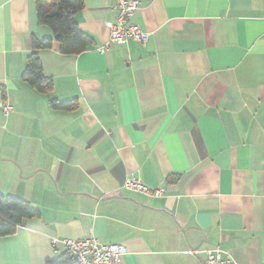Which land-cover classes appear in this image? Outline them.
<instances>
[{
  "label": "crops",
  "instance_id": "0c3cea01",
  "mask_svg": "<svg viewBox=\"0 0 264 264\" xmlns=\"http://www.w3.org/2000/svg\"><path fill=\"white\" fill-rule=\"evenodd\" d=\"M136 1L146 44L103 49L116 0H84L93 44L37 51L53 86L40 93L23 74L53 31L34 0H0V194L39 211L0 238V264H49L65 252L53 239L91 234L126 247L116 264L215 250L264 264V0ZM129 177L165 196L127 191Z\"/></svg>",
  "mask_w": 264,
  "mask_h": 264
},
{
  "label": "trees",
  "instance_id": "16d2710c",
  "mask_svg": "<svg viewBox=\"0 0 264 264\" xmlns=\"http://www.w3.org/2000/svg\"><path fill=\"white\" fill-rule=\"evenodd\" d=\"M39 25H45L53 31V38L32 39L33 53L28 57L23 79L40 93L53 90L51 80L43 73V66L37 51L53 48L58 43L60 53L79 55L86 52L93 40L78 27L75 16L84 7V0H34ZM58 110H67L69 102L55 103ZM39 211L29 202L0 194V238L15 234L17 228L27 220L37 218ZM49 264H78L72 255L64 252Z\"/></svg>",
  "mask_w": 264,
  "mask_h": 264
},
{
  "label": "built area",
  "instance_id": "2783aa9c",
  "mask_svg": "<svg viewBox=\"0 0 264 264\" xmlns=\"http://www.w3.org/2000/svg\"><path fill=\"white\" fill-rule=\"evenodd\" d=\"M117 19L115 22L108 23L110 32L109 44L103 49L108 48L110 44L124 45L131 41L146 44L151 33L145 32L139 25L132 21V17L138 10L139 3L136 0H116ZM3 114L8 116L13 107L3 102L1 103ZM124 189L129 192L150 196L153 198H162L165 196L163 188L150 189L140 179L129 177L125 180ZM54 246L58 244L65 248L74 256V262L78 264H116L122 261L127 249L123 244H103L95 236L88 235L81 240H58L53 239ZM199 254V252H192ZM203 264H236L231 257L222 250L209 251Z\"/></svg>",
  "mask_w": 264,
  "mask_h": 264
},
{
  "label": "water",
  "instance_id": "95a60500",
  "mask_svg": "<svg viewBox=\"0 0 264 264\" xmlns=\"http://www.w3.org/2000/svg\"><path fill=\"white\" fill-rule=\"evenodd\" d=\"M72 258H74V256H72Z\"/></svg>",
  "mask_w": 264,
  "mask_h": 264
}]
</instances>
